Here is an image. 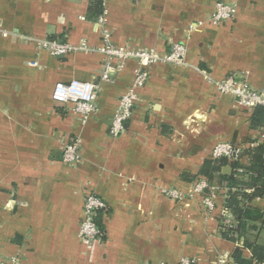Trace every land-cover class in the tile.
I'll list each match as a JSON object with an SVG mask.
<instances>
[{
	"label": "crops",
	"instance_id": "crops-1",
	"mask_svg": "<svg viewBox=\"0 0 264 264\" xmlns=\"http://www.w3.org/2000/svg\"><path fill=\"white\" fill-rule=\"evenodd\" d=\"M217 2L236 5L235 16L212 24ZM92 0H0V258L19 264H217L239 245L220 229L226 190L205 211L184 173H198L223 141L243 148L259 142L253 110L239 106L215 82L228 75L264 93V0H104L96 19ZM102 16L103 22H99ZM104 30L129 49L166 52L180 42L187 66L157 63L125 129L109 128L130 88L137 62L100 78L97 51L54 55L37 39L98 48ZM72 79L100 84L96 110L84 120L72 103L52 98L55 84ZM80 141L81 160L63 151ZM199 179V178H197ZM181 199H170L167 188ZM109 210L103 239L83 244L84 195ZM253 204L264 208V197ZM256 239L264 245V229ZM248 256L249 253H246Z\"/></svg>",
	"mask_w": 264,
	"mask_h": 264
},
{
	"label": "built area",
	"instance_id": "built-area-1",
	"mask_svg": "<svg viewBox=\"0 0 264 264\" xmlns=\"http://www.w3.org/2000/svg\"><path fill=\"white\" fill-rule=\"evenodd\" d=\"M104 1V0H102ZM139 1V0H135ZM236 14V5L229 2H217L214 11L209 19L212 24H221L232 19ZM99 22H103L102 16ZM12 32L0 26V36H11ZM39 49H45L54 55H64L72 51H97L105 56L104 68L100 78L102 81H108L110 73L120 71L125 67L129 60L137 62L135 76L128 91L121 96L119 108L114 115L109 132L117 135L125 129L126 122L131 118L133 109L139 100V90L142 89L149 77V68L157 63H169L175 65L187 66V47L180 42L172 43L169 49L160 53L155 49H129L117 46L111 42L110 34L106 30L103 33V44L98 48L89 46L83 42L79 45L61 43L51 39H37ZM218 91L222 94L232 95L237 104L243 108L252 109L257 106L264 107V93L255 90L248 83L239 81L234 75H228L215 82ZM100 84L94 81H83L72 79L68 82L59 81L55 84L52 92V98L57 103H72L74 110L82 116L84 120L96 110V100L98 97ZM264 141V128L259 137ZM243 147L232 142H219L212 149L211 156L214 159L227 158L230 161L237 160L243 151ZM82 158L80 152V141L71 139L65 145L63 151V160L67 163H76ZM218 188L211 185L207 180L200 179L194 183V192L202 194L201 202L207 212L216 209V202L213 192ZM209 190L208 194H204ZM164 194L170 199H181L183 193L177 188H167ZM104 200L91 191H86L84 195V214L79 229V238L87 246L102 240V232L94 220L97 210L105 209ZM222 217L226 225H232L233 218L229 212L222 210ZM230 260V255L222 254L217 264H226ZM0 264H19L17 257H11L8 260L0 258ZM182 264H196L195 260L184 258Z\"/></svg>",
	"mask_w": 264,
	"mask_h": 264
},
{
	"label": "trees",
	"instance_id": "trees-1",
	"mask_svg": "<svg viewBox=\"0 0 264 264\" xmlns=\"http://www.w3.org/2000/svg\"><path fill=\"white\" fill-rule=\"evenodd\" d=\"M103 10L102 0H92L90 11L95 14L96 19ZM251 110L252 128H261L262 131L264 107L257 106ZM226 165L232 167L230 174L223 173ZM183 179L193 184L205 179L211 185L226 190L222 207L231 214L233 223L226 225L224 218L220 217V229L224 238L239 245L233 254V264H264V245L256 239L257 234L264 229V208L253 204L255 199L264 197V141L259 140L254 146L245 147L239 158L234 161L227 158L214 159L210 156L204 160L198 173H184ZM208 193L209 190H205L204 194ZM108 213L109 210L105 208L97 210L94 215L103 235L104 217Z\"/></svg>",
	"mask_w": 264,
	"mask_h": 264
},
{
	"label": "water",
	"instance_id": "water-1",
	"mask_svg": "<svg viewBox=\"0 0 264 264\" xmlns=\"http://www.w3.org/2000/svg\"><path fill=\"white\" fill-rule=\"evenodd\" d=\"M232 172V167L231 165H226L224 168H223V173L225 174H230Z\"/></svg>",
	"mask_w": 264,
	"mask_h": 264
}]
</instances>
